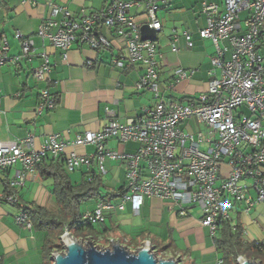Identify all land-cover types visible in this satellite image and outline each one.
Masks as SVG:
<instances>
[{"label": "built area", "instance_id": "2783aa9c", "mask_svg": "<svg viewBox=\"0 0 264 264\" xmlns=\"http://www.w3.org/2000/svg\"><path fill=\"white\" fill-rule=\"evenodd\" d=\"M170 1L111 0L99 9L81 8L77 14L65 5L50 4L51 17L38 25L40 38H46L51 46L58 48L65 59L73 43L94 51H113L114 46L102 31L107 28L123 39L111 64L119 68L141 66L136 88L149 91L154 102L142 108L131 122H119L116 113L106 107L108 122L102 129L85 130L68 143L81 147L92 145L94 152L89 155L75 150L66 152L68 144L58 133L49 134L47 141L36 147L33 128L22 138L0 141V172L15 163L21 166L7 180L3 199L17 206L15 221L22 228H33L28 213L34 206L20 202L16 191L24 185L26 173L35 174V165L47 156H61L68 172L89 168L95 161L101 176L107 172L106 159L126 164L125 191L115 201L98 200L92 209L83 210L81 219L87 223H104L105 212L111 210L129 208L137 214L145 197H157L167 200L169 207L176 206L179 216H186L189 208L198 207L200 225L215 236L223 224L236 231L241 213H249L256 203H264V0L201 3L206 22L198 34L212 41L215 52L209 58L207 90L196 97L184 96L182 100L163 97L158 83L161 53L156 40L161 22L157 11ZM131 8L139 9L135 16L143 19L137 20L130 14ZM56 15H60L59 20L54 19ZM142 25L156 32L155 40L142 39ZM180 34L186 46L192 47L191 34L186 30ZM14 37L20 45L19 53L14 55L9 54L6 37L0 38V66L22 59L31 61L34 57L33 39L18 30ZM178 37L179 33L174 32L172 51L177 50ZM225 39L231 50L228 57L227 47L221 45ZM37 56L40 62L32 68V77L37 82L47 81L51 69L47 53L41 51ZM86 65L92 66L93 61L87 60ZM191 73L178 67L174 77L178 81ZM15 95L19 97L20 93ZM55 105L56 100L48 89H40L34 116ZM192 118L202 129L181 130L180 124ZM28 121L33 124L32 120ZM110 139L118 143L136 142L139 147L132 153L119 152L107 147ZM88 179L92 180L93 176ZM234 211L236 220L231 217ZM64 232L69 231L65 228ZM245 235L247 232L242 229L240 236ZM215 264H223L222 258L218 257Z\"/></svg>", "mask_w": 264, "mask_h": 264}, {"label": "crops", "instance_id": "0c3cea01", "mask_svg": "<svg viewBox=\"0 0 264 264\" xmlns=\"http://www.w3.org/2000/svg\"><path fill=\"white\" fill-rule=\"evenodd\" d=\"M110 1L0 0V38L2 35L6 37L9 54L14 55L20 51L19 41L14 37L16 30L34 41V57L31 61L22 59L15 64L0 66V141L22 138L33 128L36 147L47 141L51 133L60 134L68 144L85 130L102 129L108 122L106 107L116 113L119 122H131L141 113L142 108L153 104L149 91L136 88L142 74L141 66L119 68L111 64V58L123 44V39L113 35L110 30L105 32V28L102 29L114 46L113 51H94L85 45L73 43L65 59L58 48L51 46L46 38L42 39L37 34L40 22L51 17V3L65 5L73 14H77L81 8L88 11L99 9ZM204 1L222 3V0ZM165 6L159 10L166 11ZM159 10L157 16L161 22L159 32L162 34H157L156 40L161 53L158 58V83L163 87L159 90L165 98L196 97L207 90L208 70L211 68L209 58L215 52L214 45L210 39L201 38L196 30L190 32L184 29L191 34L192 47L186 46L185 39L179 32L175 42L177 50L172 51V35L178 31L172 28L165 32ZM139 11L131 8L129 12L137 20H141V16H135ZM54 19L59 20L60 15H56ZM205 22L204 15L203 26ZM221 45L227 47L225 56L228 57L231 52L228 41L222 40ZM41 51L47 53L51 69L49 80L36 82L31 70L39 64L37 54ZM87 60H92L93 65L87 66ZM178 67L191 70L192 73L188 78L176 81L174 70ZM31 79L35 82L32 83ZM42 88L48 89L55 98L56 105L53 109L44 110L42 114L34 116L33 109ZM17 92L20 93L19 97L15 95ZM27 120H32L33 124H29ZM107 147L132 153L138 149L139 144L132 141L118 143L116 139H110ZM71 150L89 155L94 152V147L66 145L65 151ZM104 165L107 172L102 176L105 188L102 190L115 192L120 186H124L126 164L120 160L106 159ZM20 168V164L15 163L0 172V264H42L45 260L42 250L44 232L35 228L26 230L17 224V206L3 199L7 180ZM92 169L98 173L95 161L91 162L89 168L78 169L80 178L72 180L79 182L83 171L89 172ZM90 173L86 175L92 176ZM105 177H111V183L117 181L118 186L112 188L105 181ZM50 183L49 178L41 177L37 173H26L24 185L16 191L20 202L54 211L56 203H53L55 208L50 207L51 201L48 198V193H52ZM97 201L94 200L92 207H85L81 211L92 209ZM166 203L167 200L157 197H145L137 214L132 213L129 208L124 211H106L103 225L108 231L101 235L97 233V237L101 240L107 237L109 240L118 241L125 238L124 242L127 241L135 247L146 240L152 244L155 240L160 242L161 239H166L167 243L164 245H168L173 253L170 257L179 258L180 263L196 258V263L192 264H215L220 257L214 244V237H218L217 231L212 236L207 227H202L199 223L200 214L195 216L191 213L193 208H189L186 216H179L175 212L176 206L169 207ZM107 219L109 224L106 223ZM220 229L221 227L218 229L219 235ZM116 237L119 238L115 239ZM168 239L172 241L168 242Z\"/></svg>", "mask_w": 264, "mask_h": 264}, {"label": "trees", "instance_id": "16d2710c", "mask_svg": "<svg viewBox=\"0 0 264 264\" xmlns=\"http://www.w3.org/2000/svg\"><path fill=\"white\" fill-rule=\"evenodd\" d=\"M184 99L181 97V100ZM36 173L41 177L51 179L52 194L56 203L54 211L44 207H34L29 211L33 228L44 232L42 250L45 260L42 264H52L50 254L54 250H62L60 236L66 228L76 238L92 237L95 233H105L107 227L102 224H92L81 219V206L88 200H116L125 191L120 186L116 191H103V178L94 169L90 170L93 176L88 179L87 171H83L80 181H73L65 168L64 159L46 157L35 165ZM236 231H232L228 224H223L220 235L214 237L216 250L223 260V264H237L239 256H245L264 264V239L247 240L240 236L242 224H237ZM99 231V232H98ZM95 237V236H94ZM156 253H162L168 245H155Z\"/></svg>", "mask_w": 264, "mask_h": 264}, {"label": "rangeland", "instance_id": "374dc122", "mask_svg": "<svg viewBox=\"0 0 264 264\" xmlns=\"http://www.w3.org/2000/svg\"><path fill=\"white\" fill-rule=\"evenodd\" d=\"M204 0H172L169 2L165 8L166 11L163 9L159 10L161 15V20L163 22V26L165 28V32H168L169 29L176 28V30L179 32L183 31L184 29L191 31L196 30L198 33V29L203 26L204 22V13L201 9V3ZM210 1V0H206ZM161 8V7H160ZM204 14V15H203ZM244 15V12L241 13V16ZM108 29L105 28V32H107ZM161 32L158 33V36H161ZM210 49L212 46L209 47ZM35 80V79H34ZM33 79H31V82H35ZM37 82V81H36ZM161 87L159 85V89L161 90ZM180 129L187 132H196L198 130L202 129L201 124L197 122L195 118L189 119L183 123L180 124ZM122 145V144H121ZM123 152V151H119ZM71 178L74 180H77L80 178L79 171H74L69 173ZM122 177V175L120 176ZM105 181H107V184L110 185L112 188H115L118 186L119 183L117 181H112L111 183V177H105ZM116 180V178H114ZM120 179V178H119ZM122 179V178H121ZM50 181V180H49ZM122 181V180H119ZM117 185V186H116ZM50 187L51 183H50ZM48 198L51 201L52 208H55L54 198L52 193H48ZM47 198V199H48ZM94 205V200H88L86 201L82 206L81 209L85 207H92ZM192 215L198 216L200 214V210L198 207H195L191 211ZM231 217L233 220L237 219L236 212L231 213ZM241 221L242 227L244 230H246L247 235L244 236V239L247 240H263L264 239V203H256V205L251 209L249 213H241V216L238 217ZM106 223L109 224V220H106ZM64 232V231H63ZM99 232V231H98ZM101 235V233H99ZM217 234L219 236V230H217ZM73 236V235H72ZM95 236V237H94ZM75 237V236H74ZM88 236L86 237H79L78 239H81L83 241L87 240ZM92 242L98 246H106L108 245V238H104V240L99 239L97 237V233H95L92 237H89ZM119 237H116L115 239H118ZM125 238H122V240H119L120 243L126 245L130 250H135L137 247L133 246L132 244H129V242H124ZM171 239H168V242H171ZM134 242V241H133ZM165 243H167L166 239H161L160 242H157L155 240L154 244L163 246ZM178 243V242H176ZM135 247V248H134ZM139 247V246H138ZM154 250V249H153ZM171 253L170 249H165L162 253H156V256L168 258L170 257ZM196 258H193L192 260H183L180 264H192L196 263Z\"/></svg>", "mask_w": 264, "mask_h": 264}, {"label": "water", "instance_id": "95a60500", "mask_svg": "<svg viewBox=\"0 0 264 264\" xmlns=\"http://www.w3.org/2000/svg\"><path fill=\"white\" fill-rule=\"evenodd\" d=\"M142 39H156V32L147 25H142ZM88 239L83 241L63 232L60 236L62 250L50 254L52 264H180L175 257H158L152 244L146 240L135 250H130L118 240H112L106 246H98ZM237 264H260L245 256L237 258Z\"/></svg>", "mask_w": 264, "mask_h": 264}]
</instances>
